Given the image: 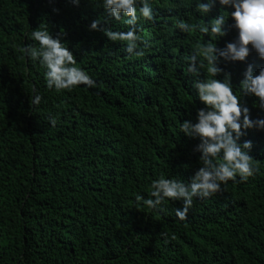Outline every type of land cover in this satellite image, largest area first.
Wrapping results in <instances>:
<instances>
[{
  "label": "trees",
  "instance_id": "16d2710c",
  "mask_svg": "<svg viewBox=\"0 0 264 264\" xmlns=\"http://www.w3.org/2000/svg\"><path fill=\"white\" fill-rule=\"evenodd\" d=\"M201 2L208 0H156L151 21L136 6L142 39L129 53L126 41L90 30L97 19L112 31L133 27L104 0H0V264H264V128H242L239 140L252 142L259 171L193 197L186 219L176 215L182 200L143 202L154 199V180L189 184L203 166L200 137L180 129L209 109L196 81L230 76L241 108L264 120L259 98L241 86L249 65L257 75L264 68L251 45L243 61L221 57L217 76L202 56L199 75L188 71L199 45L223 49L239 36L233 6L215 0L202 13ZM220 15L225 35L212 36L209 22ZM180 21L197 27L184 31ZM37 29L59 37L94 86L49 89L40 60L19 51L39 46ZM36 95L40 103L30 105Z\"/></svg>",
  "mask_w": 264,
  "mask_h": 264
},
{
  "label": "clouds",
  "instance_id": "9594fccd",
  "mask_svg": "<svg viewBox=\"0 0 264 264\" xmlns=\"http://www.w3.org/2000/svg\"><path fill=\"white\" fill-rule=\"evenodd\" d=\"M156 0H104V8L117 20L121 19V13L130 17L126 23L133 26L127 32L112 31L106 27H101L100 19L93 20L90 30L103 32L109 40L126 41V51L133 53L138 46V41L142 38L138 36L135 25L138 20L137 9L139 8V18L144 21H151L155 16ZM78 4L79 0H75ZM221 5H231V17L235 20V27L239 30L238 39L227 44L226 48H218L216 43L199 45L196 55L190 57L192 63L188 71L194 75H199L197 67V56H202L208 62V72L212 76H217L222 71L217 67L220 58L231 61H243L249 55L251 45L259 55L264 58V0H220ZM215 0H208V3H198L197 9L202 13H209ZM139 6V7H136ZM58 11V10H57ZM225 17L220 15L210 22L212 36H223ZM178 27L184 31H191L196 25H189L186 22H178ZM200 31L208 33L209 28L199 26ZM32 38L38 42V47L28 45L19 51L26 53L33 60H40L46 68L45 79L49 89L55 88L57 91L71 89L79 84L94 86L95 81L83 71L76 67V59L68 47L64 46L59 37L54 38L46 29H37L31 33ZM142 56L143 51L135 52ZM203 67V63L200 64ZM252 65L248 66L245 72V79L241 86L243 89L259 98L260 104L264 106V68L259 74H254ZM230 76L224 81L210 79L207 81H196L195 87L198 89L199 98L209 106L208 110L200 109L198 112V122L193 124L185 120L181 123L180 129L190 137H200L201 143L197 145V151L201 152L200 161L203 166L195 172L189 184L176 179H167L161 176L152 182L150 197L144 200V204L150 208L161 205L166 198L182 200L183 208L176 209V215L184 220L187 217L189 208L193 203V197H209L220 190V182L226 183L229 179H235L237 173L243 180H247L259 171L254 167L253 157L249 154L252 148L251 141L240 143V137L244 135L243 129L259 126L264 128V120L252 121L249 117V109L241 108L240 100L234 94ZM41 97L36 95L30 100V105H38ZM243 113V122L241 116ZM55 126V119L51 121ZM235 133V135H234ZM247 150V151H245ZM221 152H223L222 162H214ZM138 201L142 200L137 196ZM166 235V234H165ZM175 237L173 236V239Z\"/></svg>",
  "mask_w": 264,
  "mask_h": 264
}]
</instances>
